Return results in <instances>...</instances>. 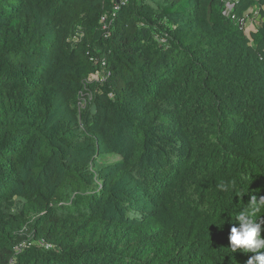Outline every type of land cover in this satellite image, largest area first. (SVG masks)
I'll use <instances>...</instances> for the list:
<instances>
[{"label":"trees","instance_id":"1","mask_svg":"<svg viewBox=\"0 0 264 264\" xmlns=\"http://www.w3.org/2000/svg\"><path fill=\"white\" fill-rule=\"evenodd\" d=\"M235 13L257 29L222 0H0V264H247L264 0Z\"/></svg>","mask_w":264,"mask_h":264},{"label":"clouds","instance_id":"2","mask_svg":"<svg viewBox=\"0 0 264 264\" xmlns=\"http://www.w3.org/2000/svg\"><path fill=\"white\" fill-rule=\"evenodd\" d=\"M218 188L222 191H227L228 187L225 184L218 185ZM250 207L248 209H241L235 214V221L238 222V227L233 225L228 237L231 253H236L237 250H242L245 254L248 252L255 255L247 260V264H264V238L261 237L262 226L264 223H257V220L253 217L264 209V197H261L259 201L256 196L251 197L250 202L247 204ZM224 221V220H223ZM222 224H215L218 227Z\"/></svg>","mask_w":264,"mask_h":264},{"label":"built area","instance_id":"3","mask_svg":"<svg viewBox=\"0 0 264 264\" xmlns=\"http://www.w3.org/2000/svg\"><path fill=\"white\" fill-rule=\"evenodd\" d=\"M122 0H119V2ZM223 2H225V14L230 17V19H232V21H235L237 23H242L245 27H247V24L249 21L254 22L252 19L250 18H243V17H239L236 13H235V5L239 4L240 0H222ZM118 10V7H116L115 11ZM255 15H259V12H255ZM115 16V14H114Z\"/></svg>","mask_w":264,"mask_h":264},{"label":"rangeland","instance_id":"4","mask_svg":"<svg viewBox=\"0 0 264 264\" xmlns=\"http://www.w3.org/2000/svg\"><path fill=\"white\" fill-rule=\"evenodd\" d=\"M257 29V25L254 22L249 21L246 27V31L248 35H251L252 31H255ZM115 156H106L104 157L105 160H112ZM34 243H38L36 240L33 241Z\"/></svg>","mask_w":264,"mask_h":264}]
</instances>
